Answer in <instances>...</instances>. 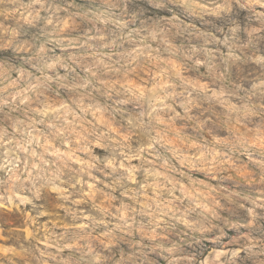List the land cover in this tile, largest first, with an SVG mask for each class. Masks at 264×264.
<instances>
[{"label": "rangeland", "instance_id": "374dc122", "mask_svg": "<svg viewBox=\"0 0 264 264\" xmlns=\"http://www.w3.org/2000/svg\"><path fill=\"white\" fill-rule=\"evenodd\" d=\"M0 264H264V0H2Z\"/></svg>", "mask_w": 264, "mask_h": 264}, {"label": "clouds", "instance_id": "9594fccd", "mask_svg": "<svg viewBox=\"0 0 264 264\" xmlns=\"http://www.w3.org/2000/svg\"><path fill=\"white\" fill-rule=\"evenodd\" d=\"M0 2H2V0H0Z\"/></svg>", "mask_w": 264, "mask_h": 264}]
</instances>
